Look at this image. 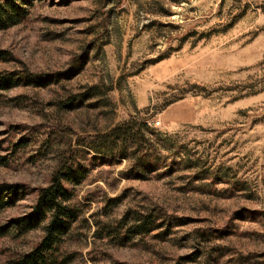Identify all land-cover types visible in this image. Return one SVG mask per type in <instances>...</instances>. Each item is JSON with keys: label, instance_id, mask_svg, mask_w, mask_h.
Returning a JSON list of instances; mask_svg holds the SVG:
<instances>
[{"label": "rangeland", "instance_id": "rangeland-1", "mask_svg": "<svg viewBox=\"0 0 264 264\" xmlns=\"http://www.w3.org/2000/svg\"><path fill=\"white\" fill-rule=\"evenodd\" d=\"M28 2L0 28V264L67 161L57 264H264V0Z\"/></svg>", "mask_w": 264, "mask_h": 264}, {"label": "trees", "instance_id": "trees-1", "mask_svg": "<svg viewBox=\"0 0 264 264\" xmlns=\"http://www.w3.org/2000/svg\"><path fill=\"white\" fill-rule=\"evenodd\" d=\"M29 0H0V28L19 21L24 15L25 5ZM1 54V52H0ZM1 56V55H0ZM12 73L0 74V90L16 84L17 79ZM31 79V78H30ZM33 82L35 80L31 79ZM115 127L109 138H121L123 130ZM139 132L131 133L137 136ZM72 163L61 164L52 173L45 186L37 188L36 197L30 211L12 221L16 234L20 235L29 230L42 226L43 234L39 241L21 257L15 264H57L56 250L62 236L68 230L71 222L76 219L77 211L72 203V186L79 183L83 171L74 169ZM69 186V187H68ZM19 184L0 183V207L12 204L23 193ZM5 227L0 226V237L5 234Z\"/></svg>", "mask_w": 264, "mask_h": 264}]
</instances>
